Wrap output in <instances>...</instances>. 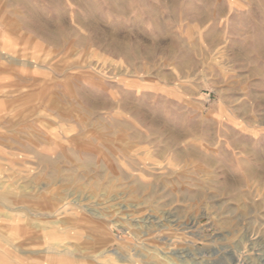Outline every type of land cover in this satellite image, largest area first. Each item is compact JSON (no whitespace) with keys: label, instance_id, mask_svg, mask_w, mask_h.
<instances>
[{"label":"rangeland","instance_id":"1","mask_svg":"<svg viewBox=\"0 0 264 264\" xmlns=\"http://www.w3.org/2000/svg\"><path fill=\"white\" fill-rule=\"evenodd\" d=\"M263 175L264 0H0V264H264Z\"/></svg>","mask_w":264,"mask_h":264},{"label":"bare ground","instance_id":"2","mask_svg":"<svg viewBox=\"0 0 264 264\" xmlns=\"http://www.w3.org/2000/svg\"><path fill=\"white\" fill-rule=\"evenodd\" d=\"M255 172V171H254ZM264 176V175H263Z\"/></svg>","mask_w":264,"mask_h":264}]
</instances>
